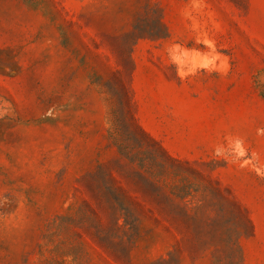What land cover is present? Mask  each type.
<instances>
[{
  "label": "rangeland",
  "instance_id": "obj_1",
  "mask_svg": "<svg viewBox=\"0 0 264 264\" xmlns=\"http://www.w3.org/2000/svg\"><path fill=\"white\" fill-rule=\"evenodd\" d=\"M0 264H264V0H0Z\"/></svg>",
  "mask_w": 264,
  "mask_h": 264
}]
</instances>
